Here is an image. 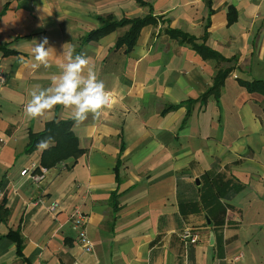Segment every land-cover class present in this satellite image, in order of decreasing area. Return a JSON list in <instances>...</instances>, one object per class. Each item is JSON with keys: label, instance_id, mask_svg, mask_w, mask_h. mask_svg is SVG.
<instances>
[{"label": "crops", "instance_id": "0c3cea01", "mask_svg": "<svg viewBox=\"0 0 264 264\" xmlns=\"http://www.w3.org/2000/svg\"><path fill=\"white\" fill-rule=\"evenodd\" d=\"M143 1L0 0V264H264V0ZM149 7L157 21L129 51L115 46L128 24L85 39L99 17ZM44 38L51 67L33 68ZM66 43L114 99L99 120L73 122L83 153L35 183L20 174L42 166L44 149L26 151L29 131L71 114L28 119L23 106L58 73ZM221 68L230 70L218 96L202 103ZM74 207L91 252L71 226ZM185 228L196 243L181 239Z\"/></svg>", "mask_w": 264, "mask_h": 264}, {"label": "clouds", "instance_id": "9594fccd", "mask_svg": "<svg viewBox=\"0 0 264 264\" xmlns=\"http://www.w3.org/2000/svg\"><path fill=\"white\" fill-rule=\"evenodd\" d=\"M46 45L47 38L34 44L33 68L51 67L49 61L54 49ZM63 53L66 60L59 65V71L52 76L50 84L47 87L35 85L29 90V99L23 106L25 117L38 119L60 107L70 112L75 125L83 124L89 116L99 120L110 103V91L98 77L86 54L76 53L75 47L69 43L63 45ZM51 143L52 138L48 137L41 140L37 147L47 149Z\"/></svg>", "mask_w": 264, "mask_h": 264}, {"label": "trees", "instance_id": "16d2710c", "mask_svg": "<svg viewBox=\"0 0 264 264\" xmlns=\"http://www.w3.org/2000/svg\"><path fill=\"white\" fill-rule=\"evenodd\" d=\"M140 5H147L143 0H136ZM99 26L91 30L86 36V40H94L98 37L112 31L118 26L129 25L127 31L119 36L115 42V46L121 47L125 46V51H129L135 44L138 34L141 28L150 23H156L157 19L151 13V8L149 7V12L143 17L136 18H122L120 20L114 19L112 16L108 15L105 17H99ZM172 37H182V39H192L188 37L187 34L180 32L176 29L169 30ZM199 51L204 56L215 55V52L210 50L204 44H196ZM1 49V48H0ZM230 68L218 69L212 85L201 95L198 99L204 103L208 97H217L220 88L223 84L224 78L229 72ZM195 100V99H194ZM193 101V100H190ZM73 120L71 118L66 120H52L45 124L43 130L38 132L29 131L28 141L26 145V151H33L41 140L48 137L52 138V144L47 149H44L41 153V164L44 167H51L68 157H78L83 153V149L79 147L77 137L72 131ZM217 195H221L219 192L215 193L214 198ZM3 208L2 205H0ZM5 210V209H4ZM11 234V233H10ZM9 234V235H10ZM19 244V235L17 233H12Z\"/></svg>", "mask_w": 264, "mask_h": 264}, {"label": "built area", "instance_id": "2783aa9c", "mask_svg": "<svg viewBox=\"0 0 264 264\" xmlns=\"http://www.w3.org/2000/svg\"><path fill=\"white\" fill-rule=\"evenodd\" d=\"M4 79H5L4 76L0 75V83H3ZM113 99L114 96L111 93V100L107 107H109L113 103ZM47 173H48V168L42 166L39 167L38 171H36L35 164H32L31 168H24L23 170L20 171V174L22 176H27L32 182L35 183H40L41 181H43L46 178ZM56 207H57V202H52L50 204L51 210L56 209ZM70 221L72 228L74 229V231L77 232V237L83 251L91 252L93 249V244L86 233V227H85L87 222L86 215L78 207H74L70 214ZM180 237L184 242L190 244H194L198 240V235L190 228L183 229L180 233ZM239 258L240 255L234 257V259L236 260ZM72 264H79V263L75 261Z\"/></svg>", "mask_w": 264, "mask_h": 264}]
</instances>
